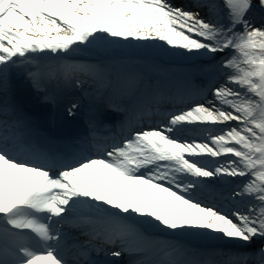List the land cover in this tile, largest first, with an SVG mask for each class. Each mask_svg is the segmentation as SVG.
I'll return each instance as SVG.
<instances>
[{
    "label": "snow or ice",
    "instance_id": "1",
    "mask_svg": "<svg viewBox=\"0 0 264 264\" xmlns=\"http://www.w3.org/2000/svg\"><path fill=\"white\" fill-rule=\"evenodd\" d=\"M0 166L78 188L38 259L264 264V0H0Z\"/></svg>",
    "mask_w": 264,
    "mask_h": 264
},
{
    "label": "bare ground",
    "instance_id": "2",
    "mask_svg": "<svg viewBox=\"0 0 264 264\" xmlns=\"http://www.w3.org/2000/svg\"><path fill=\"white\" fill-rule=\"evenodd\" d=\"M48 119L53 121L58 120L60 119V114L53 110L49 114ZM187 123L191 126L193 122ZM194 137L200 139L203 135L194 133ZM34 170L32 168L27 170L18 168L16 174L9 177L6 175L4 168L0 166V211H10L8 215L4 214L2 216L3 219L0 220V238L2 239L1 241L7 243L13 242V238L3 235L1 225L8 224L15 227L20 225L21 221H14L12 223V219L16 218L15 216L17 215L21 216L25 213L21 206L29 205L32 209L33 217L25 222V226L44 239L54 238L56 245L44 242L43 246L52 255V249L54 247H59L67 238L74 236L73 233L69 234L66 238L67 232L70 231V229L66 228L78 223L80 217L74 215L69 219L66 213L61 214V210L65 207V201L71 199L78 191V188L75 184L64 183L62 181H60L59 185H55L51 182L52 179L48 177L41 178L38 176V172ZM48 215L55 216L65 226H57L58 222L48 224ZM35 216L37 219H35ZM49 230H54L53 234H49ZM4 242L0 243V246H3ZM17 248L18 251L16 254L8 253L7 261H4L1 255L0 260L4 264H19V262L26 260L28 257V248L24 245H19ZM59 254L67 257L63 250L59 251ZM44 260V263L40 260H35V264H53L52 260L47 258Z\"/></svg>",
    "mask_w": 264,
    "mask_h": 264
},
{
    "label": "rangeland",
    "instance_id": "3",
    "mask_svg": "<svg viewBox=\"0 0 264 264\" xmlns=\"http://www.w3.org/2000/svg\"><path fill=\"white\" fill-rule=\"evenodd\" d=\"M196 123H201V122H193L190 127L194 128ZM198 133L207 134V133L203 132L202 130L201 131H198Z\"/></svg>",
    "mask_w": 264,
    "mask_h": 264
}]
</instances>
